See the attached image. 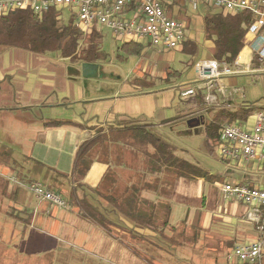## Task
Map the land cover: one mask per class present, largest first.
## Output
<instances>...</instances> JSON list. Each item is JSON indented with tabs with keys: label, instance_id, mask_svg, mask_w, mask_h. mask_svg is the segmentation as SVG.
Segmentation results:
<instances>
[{
	"label": "crops",
	"instance_id": "0c3cea01",
	"mask_svg": "<svg viewBox=\"0 0 264 264\" xmlns=\"http://www.w3.org/2000/svg\"><path fill=\"white\" fill-rule=\"evenodd\" d=\"M200 5L206 6L208 10L198 20L189 17L187 12L194 11L199 5L195 7L173 5L166 7L165 12L169 18L182 21L185 30H188L187 41L197 48L204 43L210 56L213 44L205 40L203 17L208 13L227 12L210 4ZM70 15L69 12V17ZM260 33L264 36V28ZM195 38L198 41H195ZM253 40L254 36L246 32L244 46L237 58L240 73L222 76L210 83L201 82V88H207L208 91L217 89L216 98L209 93L202 97L199 89L190 87L188 83L169 84L165 81L164 75L158 78L154 73L150 81L132 82L125 87V92H122V89L107 90L105 87L92 91L88 77H78L76 62L68 58L43 57L45 54L36 55L18 49H0V147L10 151L9 158L1 160L0 163V264H26L31 256V260L40 261V258L46 255L50 256V264H57L59 258L68 256L66 254H69V246L72 244L80 245L82 249L90 248L96 253L103 252L107 240L111 237L95 223L80 216L77 208L67 204L73 191H76L78 197L83 192L86 195H96L91 192L95 191L99 195L116 200H133L137 203L138 214L151 219L154 227L163 230L167 227L175 229L182 224H190L196 220L197 215H202V211H197L196 217L191 215L189 210L185 211L180 199L176 207L175 197L179 195L182 197L194 182L207 180L178 178L174 172L166 168L154 176L152 183L146 180L149 174L138 169H125L129 176L123 177L122 165L115 163L111 154L100 143L94 145L74 168L75 155L79 146L97 132L119 134L137 125L147 128L163 127L187 121V129L179 131L178 134L192 136V130L197 128L195 135L203 137L204 124L217 110L235 111L246 103L264 107V63L258 62L251 51L250 45ZM142 46L141 54L146 49L170 52L154 48L147 43H142ZM174 60L175 57H163L166 63H172ZM247 66L250 67V72H245ZM92 67L91 64L84 63V74L91 71ZM150 67L149 64L144 65V70L150 71ZM157 67L154 66V70ZM192 69L196 81L195 66H192ZM173 73L174 76L179 75L177 72ZM234 76L238 77V80L243 78L242 80L249 85L255 83L254 87L261 84L259 92H256L258 98L253 101H240L233 97L231 100ZM251 76L259 77L253 83ZM159 80L166 82L167 86L155 89ZM190 91L197 94L192 96L189 94ZM188 97L194 100L190 105L186 101ZM208 98L214 100L213 105L216 103L218 108L212 112L208 121H204L203 113L213 108L208 104ZM52 121L70 122L72 125L45 126ZM253 122L254 115L247 120L245 126L249 128ZM25 158L67 176V181L60 186V195L57 194L66 202V209H59L41 201L28 190L27 184L33 181L32 179L37 178L36 181L46 187L50 183V178L45 179L44 171L35 176ZM222 163L228 168V179L231 178L230 169L240 175L238 181L232 184L264 188V185H258L255 180V177L264 174L263 163L242 160ZM206 172L209 173L207 170ZM139 174L145 175L143 181L138 182ZM77 185H83L84 191L76 189ZM88 201L93 204L90 199ZM225 203L215 217L220 218L219 222L222 223L220 225L231 229L228 245L225 243L229 248L225 264H229L234 244L252 242L258 239L259 235L254 227H251L250 231L242 223L245 220V208L242 205L231 201ZM115 218L123 221L122 218ZM212 218L214 217H199L201 222L198 228L212 229ZM128 223L130 230L132 229L135 234L145 236L155 234L149 230L136 229L130 222ZM191 227L194 230L198 229L195 226ZM196 235L195 240L198 236ZM146 239L148 241V237ZM226 246L221 243L218 250ZM143 260L142 264H153L147 259ZM70 261L72 258L68 264H77Z\"/></svg>",
	"mask_w": 264,
	"mask_h": 264
},
{
	"label": "rangeland",
	"instance_id": "374dc122",
	"mask_svg": "<svg viewBox=\"0 0 264 264\" xmlns=\"http://www.w3.org/2000/svg\"><path fill=\"white\" fill-rule=\"evenodd\" d=\"M207 10L208 8L206 6L199 5L194 11H188L187 15L198 20ZM61 18L64 23H66L69 19V13L63 11ZM191 25L194 28V24L192 23ZM96 31L102 34L98 46L107 55V58L104 61L91 63L93 69L88 71L86 75L84 74L85 69L83 62L77 60L75 65L78 77H88V83L92 91H98L102 89V87H105L107 90L122 89V92H125V87L132 84V82L137 80L150 81L151 76L154 73V76L158 78H162L164 75V78H166L165 81L169 84L188 83L190 87H197L202 97L206 96L208 93L214 95L215 98L217 97V89H210L208 91L207 88H201V82H197V80L195 81L193 76L192 66H196V64L200 62L198 60L213 61L210 59L204 43L198 46L197 52L192 56L179 52L182 50L181 48L170 52H156L146 49L140 56H126L120 51H117L121 42L114 39L111 36L110 31L105 28H102V30L97 28ZM187 33L188 30H185V34ZM195 41H198V39L195 38ZM83 48L84 45L82 44L80 50ZM117 56H122L124 58L123 60H119ZM43 57L61 56L58 53H47ZM153 57L155 58L153 59ZM163 57H175V60L172 63H166L163 61ZM148 64L151 66L150 71H145L144 65ZM154 66H158L156 70H154ZM173 71L179 73V75L174 76L175 74ZM169 72L171 73L167 75ZM258 77L259 76H251L252 82L254 83ZM232 79H234L235 84L231 86V100H233V97L238 98L240 101H253L258 98L256 92H259L261 84L254 87L255 83L249 85L242 80L243 78L238 80V77L234 76ZM166 82L160 80L157 81L155 89L166 87ZM191 92L192 96L197 94V92ZM190 97L186 100L189 105L194 101ZM207 100L208 104L212 105L213 108H209L208 111L203 113L204 121H208L212 112L218 108L216 103L213 105L214 100H211L210 98ZM231 109L233 110L235 108ZM187 127V121H185L179 124L163 127L152 126L147 129L166 143L175 147V155L177 157L198 166L204 171L207 170L214 176L212 181L194 182L186 189L185 193L182 194V197H180V195L175 197V206L180 199L185 211L189 210L191 215H195L197 211H202V215H197L196 220L193 222L191 221L190 224L185 223L175 229L167 227L164 229L162 235L154 234L152 236H145L144 234H135L132 229L130 230V224L126 220L120 222L113 214L110 212L108 213L111 207L101 199L100 196L87 194L88 199L91 200L93 205L97 207L110 222L106 229L108 232L105 231V233L107 236H110L111 239L107 240L108 242L104 246L103 252L99 251L97 253L93 252L90 248L88 249L85 247L82 249L80 245L72 244L69 246V254H66L69 256V260L72 258L70 263L142 264L144 262L143 259H147L153 264H225L229 249L226 245H228L227 242L231 229L230 227L220 225L222 224L219 222L220 218L217 219L215 216L220 213V208L226 204L222 193L223 185L226 182L236 183L240 175L230 169L231 178L228 179L227 166L218 159L210 157L205 153L202 147V136L195 134L192 136H184L178 134L179 131L186 130ZM121 137H124V135ZM105 147L113 157L115 163L122 165L124 168L123 177L129 176L128 172L126 171V173L124 171L125 169L131 170L138 168V171L149 174L147 172L146 159L143 158L142 152H152V149L149 146L144 147L143 149L138 146V148H134L133 151V148L131 149L130 147L122 146L123 150L117 152L111 141H107L105 142ZM149 175H147L146 180L149 183H152L154 176L156 175ZM255 180L258 185H264V174L255 177ZM92 199L94 201H92ZM203 216L214 217L211 220V223H213L212 229L209 228L203 230L198 228L200 224L199 222H201L199 217L202 218ZM242 223L251 231V227H253L252 224L248 223L246 220ZM191 226H195L198 229L194 230ZM217 232L219 234H217ZM195 235L197 236L196 240L194 239ZM146 237H148V241ZM133 238L136 240H133ZM221 243L226 246V248L222 247L218 250ZM68 256H63L62 259L59 258L57 264H68ZM49 257L50 256L48 255L42 256L40 261H36L31 260V256V259H28L26 264H50Z\"/></svg>",
	"mask_w": 264,
	"mask_h": 264
},
{
	"label": "trees",
	"instance_id": "16d2710c",
	"mask_svg": "<svg viewBox=\"0 0 264 264\" xmlns=\"http://www.w3.org/2000/svg\"><path fill=\"white\" fill-rule=\"evenodd\" d=\"M62 11L50 10L41 17L34 15L28 10H15L6 15H0V49H18L36 55L47 53H58L62 58L73 62L80 60L83 63L91 64L97 61H104L107 55L99 48L98 42L102 34L96 29H91L83 33L74 21V15H70L68 21L64 23L61 18ZM253 17L247 11L237 13H208L203 17L205 40L211 41L213 46L210 51V59L230 66L237 60L239 53L244 46V38L247 28L252 23ZM84 48L80 50L81 45ZM188 55H194L197 52V46L187 41L182 43L179 49ZM142 43L125 42L122 43L117 51L126 56H139L142 52ZM79 52V53H78ZM119 60L124 57L117 56ZM264 110V107H258L255 104L246 103L235 111L217 110L213 113L211 119L204 124L202 147L205 153L221 162H228L220 159L216 155L215 149L220 143V131L223 125L238 124L245 125L247 120L257 112ZM72 125L70 122L52 121L45 124L48 127H60ZM119 134H103L97 132L90 139L85 140L78 148L74 159V168L82 157L96 144L105 146V142L111 141L117 152H121L122 146L134 148H144L149 146L152 152H143L147 172L153 175H159L163 168L171 170L178 178L184 179H203L210 180L214 178L206 171L188 161L175 155L176 149L163 141L150 131L146 126H133ZM124 135V137H121ZM105 150L107 151L106 147ZM9 149L0 147L1 160L8 159ZM30 163L31 171L38 176L41 171L45 172V179L50 178L47 189L60 195V186L67 181V176L55 170L45 168L41 163L32 159H24ZM138 169V168H137ZM145 175H138V182L143 181ZM36 181V179H32ZM128 181V180H127ZM156 182V180H154ZM130 183V181H129ZM132 187V184H130ZM76 189L84 191L83 185H77ZM100 196L111 209L108 211L115 217L122 218L130 222L134 228L149 230L155 234L162 235L163 229L152 225L151 219L140 216L137 212V203L133 200H116L112 197ZM70 207H75L83 218H86L104 231L110 222L100 212V210L88 201L87 195L82 193L80 197L76 191L71 193L69 201Z\"/></svg>",
	"mask_w": 264,
	"mask_h": 264
},
{
	"label": "built area",
	"instance_id": "2783aa9c",
	"mask_svg": "<svg viewBox=\"0 0 264 264\" xmlns=\"http://www.w3.org/2000/svg\"><path fill=\"white\" fill-rule=\"evenodd\" d=\"M200 4H210L227 13H251L253 21L247 32L254 36V40L250 48L255 59L264 63V36L260 33L264 28V0H0V15L28 10L41 17L50 10H66L74 15L75 25L83 33L105 28L122 43H147L154 48L173 51L186 41L185 25L180 20L169 18L166 7H195ZM245 72H250V67L247 66ZM238 73V59L230 66L215 61H200L195 66V76L199 82L210 83L222 76ZM216 155L228 162L242 160L264 164V110L254 115V122L249 128L238 124L222 126ZM27 188L41 201L59 209L67 208L64 199L41 182L31 181ZM222 193L226 201L245 208L244 219L253 225L259 235L252 242L234 244L229 264H264V188L225 183Z\"/></svg>",
	"mask_w": 264,
	"mask_h": 264
},
{
	"label": "water",
	"instance_id": "95a60500",
	"mask_svg": "<svg viewBox=\"0 0 264 264\" xmlns=\"http://www.w3.org/2000/svg\"><path fill=\"white\" fill-rule=\"evenodd\" d=\"M196 130H197V128H194V129L192 130V133H193V134H197V131H196Z\"/></svg>",
	"mask_w": 264,
	"mask_h": 264
}]
</instances>
